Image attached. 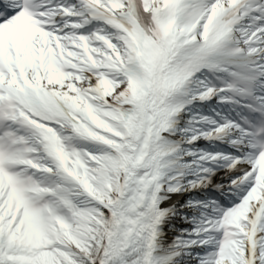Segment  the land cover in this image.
<instances>
[{"label": "snow or ice", "instance_id": "1", "mask_svg": "<svg viewBox=\"0 0 264 264\" xmlns=\"http://www.w3.org/2000/svg\"><path fill=\"white\" fill-rule=\"evenodd\" d=\"M0 264H264V0H0Z\"/></svg>", "mask_w": 264, "mask_h": 264}]
</instances>
